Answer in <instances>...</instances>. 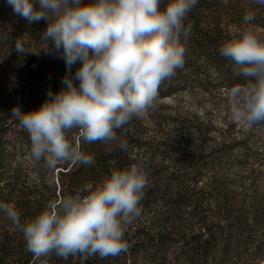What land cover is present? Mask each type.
Wrapping results in <instances>:
<instances>
[{"label":"clouds","instance_id":"clouds-1","mask_svg":"<svg viewBox=\"0 0 264 264\" xmlns=\"http://www.w3.org/2000/svg\"><path fill=\"white\" fill-rule=\"evenodd\" d=\"M7 2L29 23L47 22L41 34L43 50L50 54L62 49L60 58L68 69L61 90L49 89L39 109L11 110L30 138L29 164H42L49 171L63 163L94 164V157L73 142V135L86 144L119 141L118 147L127 151V142L117 133L133 118L142 119L154 110L161 85L183 69L192 33V23L186 26L185 21L198 0ZM254 19L253 12L245 13L244 26L221 44L219 53L246 80L228 91L230 117L247 128L264 129V38L251 27ZM14 50L29 52L19 38ZM78 61L81 66L70 74ZM148 185L145 168L132 164L111 169L84 194L78 191L48 201L33 217L22 220L20 211L7 203H0V211L41 264H48L53 255L64 260L78 257L85 264L92 257L115 258L128 251L126 228L141 217Z\"/></svg>","mask_w":264,"mask_h":264},{"label":"trees","instance_id":"trees-1","mask_svg":"<svg viewBox=\"0 0 264 264\" xmlns=\"http://www.w3.org/2000/svg\"><path fill=\"white\" fill-rule=\"evenodd\" d=\"M249 11L255 15L251 27L264 38V4L255 0H198L185 21L186 26L188 22L192 23L185 65L171 80L161 85L155 108L167 106L165 99L188 91L227 98L231 87L246 83L242 76L237 75L233 62L220 55L219 48L239 27L244 26L243 18ZM46 28L45 20L29 23L14 12L7 0H0V203L14 206L20 211L22 220L33 217L50 200L78 191L84 194V189L102 182L113 168L140 165L138 150L147 147L150 154L146 156L143 167L149 185L142 200V213L176 214V221L181 222L184 220L182 215L189 214L199 224L170 226L169 218L164 217L166 224L129 225L125 232L129 247L123 256L107 259L96 256L86 261L87 264H125L130 260V252L144 253L143 260L150 263L165 262L168 259L166 253L177 243L174 231L180 237L179 249L188 262L196 264L208 257L211 244L204 240L206 235L224 234L234 229L252 232L262 227L264 194L255 189H251V193L239 190L230 186L221 174L207 170L215 153L214 149L206 152L208 136H192V132L184 128L178 129L175 136H165L164 133L156 137L144 136L147 133L146 115L142 119L133 118L130 124L118 131L119 139L128 144L127 151L118 147L119 141L114 144H86L78 135H73V142L94 157V164L63 163L54 171L41 164L38 165L37 178L30 179L26 161L17 160L16 154L21 145L30 149L31 141L11 110L16 106L25 112L39 109L48 98L49 89L53 93L59 92L63 87L61 81L68 74L67 66L60 58L62 49L61 53L50 54L43 50L45 42L41 34ZM17 38L24 42L29 52L19 54L14 50ZM48 46L52 47L51 41ZM80 66L78 61L70 74L74 75ZM195 131L197 135L202 134L201 130ZM110 148L113 149L111 152L108 151ZM174 157L175 167L170 168L166 161ZM5 168L7 176L3 172ZM158 205L163 206V210H155ZM3 215L0 211V223ZM223 221L229 223L223 224ZM134 229L136 231L133 232ZM157 229L160 232L154 234L153 230ZM257 248L261 251L264 241ZM200 254L203 255L201 258ZM136 257L133 258L134 264L143 261ZM15 263L41 264V261L26 250L22 233L7 218L5 224H0V264ZM48 264H80V261L78 257L64 260L53 255L48 258Z\"/></svg>","mask_w":264,"mask_h":264},{"label":"rangeland","instance_id":"rangeland-1","mask_svg":"<svg viewBox=\"0 0 264 264\" xmlns=\"http://www.w3.org/2000/svg\"><path fill=\"white\" fill-rule=\"evenodd\" d=\"M262 30L259 29V32ZM167 106H159L150 110L146 116L145 127L147 133L144 136H175L180 128L192 132V136H208L207 153L214 149V156L208 163L207 170L221 174L222 178L239 190H259L264 194V129L247 128L240 122L234 121L229 115L228 98L203 92H184L179 96L164 100ZM195 130H201L197 135ZM28 146L21 145L16 154L17 160H25L29 170L30 179L38 176L39 167H33L27 160ZM6 153V152H5ZM139 163L144 166L146 156L150 154L147 147L138 150ZM174 160L166 161L172 168ZM9 164V163H8ZM182 166L181 162H178ZM8 175L7 168L3 171ZM5 182L1 183L4 185ZM155 210H163V206H156ZM176 214L142 213L141 217L131 225L148 226L166 224L164 217H168L170 226L186 225L188 223L199 224L196 218L183 214V222L176 221ZM0 224L7 221L6 215L1 216ZM229 223L228 221H223ZM232 223V222H231ZM136 231L135 229L133 232ZM154 234L160 231L153 230ZM163 232V231H162ZM177 231H174V241L177 242L167 253L165 262L150 263L143 260L144 253L132 254L125 264H134L133 258H140L138 264H191L185 254L179 249L180 240ZM211 246L207 259L200 260L196 264H264V248L260 251L257 245L264 241V224L258 229L241 231L234 229L217 235H206ZM123 256V254H121ZM203 255H199L201 258ZM18 264V263H15ZM87 264V262H85Z\"/></svg>","mask_w":264,"mask_h":264}]
</instances>
